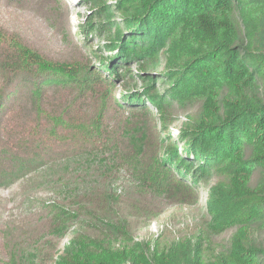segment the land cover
<instances>
[{
  "label": "trees",
  "instance_id": "1",
  "mask_svg": "<svg viewBox=\"0 0 264 264\" xmlns=\"http://www.w3.org/2000/svg\"><path fill=\"white\" fill-rule=\"evenodd\" d=\"M117 5L125 31L115 20L96 25L103 33L116 24V39L123 36L119 70L130 72L131 61L158 62L161 52L168 53L170 98L196 107L177 138L183 150L160 145L162 156L151 161L154 170L146 167L144 180L167 191L190 179L207 185L218 178L206 217L212 234L233 232L220 249L201 238L194 247L175 250L158 241L151 249L128 230L80 234L72 250L53 257L54 264H264V0H119ZM89 24L87 30H93ZM108 64L102 59L101 69L92 70L90 60L61 63L0 25V185L73 158L123 150L110 106L112 86L104 76L114 69ZM157 91L150 90L149 98L160 107ZM133 153L126 161L134 163ZM21 252L15 246L11 259L37 264V254L19 257Z\"/></svg>",
  "mask_w": 264,
  "mask_h": 264
},
{
  "label": "rangeland",
  "instance_id": "2",
  "mask_svg": "<svg viewBox=\"0 0 264 264\" xmlns=\"http://www.w3.org/2000/svg\"><path fill=\"white\" fill-rule=\"evenodd\" d=\"M118 1L104 0L101 5V0H23L16 4L0 0V25L51 58L67 64L90 60L92 70L101 69L102 59L114 66L104 76L112 86L114 125L123 134L120 152L73 158L0 185V264L33 262L13 261L15 246L22 251L19 257L37 254V264H54L55 258L74 248L72 242L80 234L102 237L128 230L136 241L150 243L151 249L158 241L175 250L185 244L194 247L201 238L214 240L213 246L220 249L233 232L212 234L206 217L205 206L211 187L220 183L218 178L207 185L200 178L196 183L190 179L183 188L167 191L144 180L146 167L154 170L151 161L162 156L160 145L183 150L177 138L189 127L196 107L194 102L170 98L172 82L165 78L166 62L172 58L168 53L161 52L158 62L133 60L130 72L119 70L123 36L116 39V24L103 33L96 25L115 20L120 32L126 30ZM103 5L108 6L104 14L90 20ZM91 21L94 29L88 31ZM175 61L179 66L181 61ZM156 88L160 107L149 98V91ZM130 150L137 158L133 157L134 163L126 161Z\"/></svg>",
  "mask_w": 264,
  "mask_h": 264
}]
</instances>
